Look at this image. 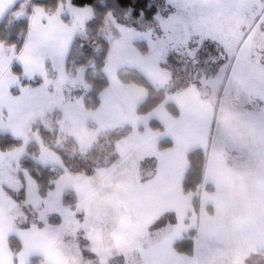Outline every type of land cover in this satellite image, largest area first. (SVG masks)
Instances as JSON below:
<instances>
[{
	"label": "snow or ice",
	"instance_id": "1",
	"mask_svg": "<svg viewBox=\"0 0 264 264\" xmlns=\"http://www.w3.org/2000/svg\"><path fill=\"white\" fill-rule=\"evenodd\" d=\"M10 3L0 0V13ZM68 8L71 17L66 21L61 7L47 11L34 4L19 50L15 43L0 42V116L7 107L6 120L0 124L26 143L32 123L39 118L50 126L45 113L59 107L64 112L58 121L60 132L74 136L83 153L101 128L128 121L132 131L116 141L117 150L125 158L133 151L154 155L156 171L147 180L129 174L117 191L105 192L111 170L96 169L99 184L94 186L91 176L70 171L39 132H32L40 146L37 159L55 161L64 171L43 198L35 180L28 177L29 196L37 204L44 200L42 226L19 227L21 213L15 201L0 191V264H29L32 253L42 256V264H81L79 248L64 240L66 232L80 228L85 229L100 264H107L114 253L125 258L139 253V264H256L264 258V0H168L164 12L153 14L159 27L155 39V28L139 31L117 25V38L106 32L108 84L99 93L101 101L94 111L85 109L79 97L66 100L62 91L66 84L89 86L83 67L72 75L65 70L64 59L73 36L85 29L94 12L89 5L69 3ZM23 13L21 5L15 14ZM106 16L114 22L111 11ZM140 37L147 41L143 51L134 43ZM211 43L219 49L213 72L175 84L171 69L164 66L171 53L187 54L196 63L201 49ZM46 56L58 66L55 79L47 75ZM14 57L24 64L29 79L38 72L42 83L21 84L20 93L14 95L9 90L19 84L10 68ZM125 62L137 67L147 84L122 81L117 69ZM149 85L165 89V95L147 112L138 113ZM169 102L174 110L167 107ZM75 112L82 115L77 117ZM88 115L98 128L87 127ZM153 116L162 130L149 126ZM162 135L169 138L163 149L158 144ZM22 150H9L7 156L17 158ZM4 156L0 153V158ZM194 162L199 176L195 202L194 192L185 191ZM66 184L78 194L75 208L61 204ZM53 211L60 216L57 224L45 219ZM77 213H82V219ZM166 215L171 219L160 224ZM189 231L192 242L184 251L177 241ZM12 232L22 242L18 250L9 244Z\"/></svg>",
	"mask_w": 264,
	"mask_h": 264
},
{
	"label": "trees",
	"instance_id": "2",
	"mask_svg": "<svg viewBox=\"0 0 264 264\" xmlns=\"http://www.w3.org/2000/svg\"><path fill=\"white\" fill-rule=\"evenodd\" d=\"M25 1L28 2V6L25 9L24 16L20 19H14L12 15L13 12L17 10ZM62 1L65 0H17L0 20V42H3L5 45L15 43L16 49L19 50L28 31L29 14L31 13L32 6L34 4H39L42 5L45 10L54 11L57 8L58 3ZM71 2L75 5H89L94 12V15L86 21L84 33L74 36L65 61L67 67L69 65L75 68L85 66L84 77L85 81L89 84V89L84 94V106L95 110L100 104L99 93L108 84V78L104 73V64L105 53L108 50L109 43L100 34V29L104 26L106 14L111 11L113 18L122 22V24L134 26L139 30H146L156 25L152 20L153 14L158 10L164 12L166 8L165 2L164 0H71ZM134 43L141 51L145 50L147 47L145 40L135 41ZM211 44H209L210 47L208 50L205 48L201 49L199 62L196 63H193L192 59L184 56H170L167 64L164 66L171 69L175 84H182L188 81L193 76H196V72L199 70L205 71V74H211L213 72L216 66L218 51ZM203 57H205V59ZM13 67H15L14 72L17 73L19 67L17 65H14ZM117 74L122 81H136L147 84L143 74L135 67L122 66L117 69ZM21 81L24 85L30 83L33 84V82H29L26 79H22ZM164 95L165 89L149 85L148 95L138 104L137 112H147L155 103L160 101ZM167 107L170 110L175 109V105L171 102L168 103ZM149 126L154 130L162 128L160 123L155 118H151L149 120ZM38 129L41 138L51 149L60 154L63 165L70 171L84 172L87 175H91L93 173L94 168L96 167V163H94L96 154L93 151V148H90L87 152V161H83L78 157L71 158L62 150H59L52 145L53 138L50 131L44 129L42 126H39ZM131 129L132 128L128 124H124L118 130H111L112 140H118L121 137L126 136ZM167 139L168 138H160L158 140V144L161 149L166 147L164 141ZM20 144V139L8 133L0 134V150H9ZM37 150V144L34 141L29 142L26 145L27 154L21 157L20 163L35 180L38 186L39 195L44 197L47 191L53 187L49 181L56 177L57 174L54 172L56 171L55 169L59 172L63 170L59 167L55 168L51 165L42 166L36 163L32 159V156L37 155ZM198 180L199 176L195 171L194 162V167L189 169L186 177L185 191L192 190L195 192ZM69 192L71 194L69 196H63L62 202L65 205L72 206V204L76 201V197L73 192ZM20 195L21 197L24 195L23 189L20 191ZM193 200L194 202L197 200L195 194L193 196ZM167 216L168 215L163 217L159 223L167 218ZM192 235L193 233L191 231L185 233L183 239L177 241V247L184 251L189 250L192 242ZM8 239L10 246L14 250H18L21 247V243L15 235H9ZM39 258L40 257L37 255L31 256L29 264L35 263ZM259 264H264V261L259 262Z\"/></svg>",
	"mask_w": 264,
	"mask_h": 264
},
{
	"label": "rangeland",
	"instance_id": "3",
	"mask_svg": "<svg viewBox=\"0 0 264 264\" xmlns=\"http://www.w3.org/2000/svg\"><path fill=\"white\" fill-rule=\"evenodd\" d=\"M164 2H165V7H166L168 4V0H164ZM69 3L73 4L71 2V0H65V1L58 3V5H57V8L61 7L63 9L61 12V17L66 21L70 20V17H71V13H70L69 8H68ZM73 5H75V4H73ZM76 6H84V5H76ZM17 10L13 12V18L14 19H20L24 16L25 6H24V13L22 15L17 16L15 14L17 12ZM47 11H49V10H47ZM117 25L128 26L126 24H122V22H119L115 18H114V22L112 20H108L107 16H105L104 26L102 29H100V34L105 38V33L110 32L112 38L119 37L120 32H119ZM151 28H155V31L152 33V37H153V39H155L157 33L159 32V27L157 25H155L154 27H151ZM148 29H146V30L137 29V30L147 31ZM83 33H84V30L82 32L77 31V33L75 35H81ZM74 36H73V38H74ZM139 40H145L146 41V39L143 37L137 38L136 41H139ZM107 42L109 43L108 40H107ZM146 43H147V41H146ZM211 45H213V47L218 51V57H219V49L216 48L214 43ZM209 47H210V45L208 44V46L204 47V48L208 50ZM67 53H68V51H67ZM172 55H177L179 57L184 56V57L190 58L187 56V54H181V52H179V51L172 52L171 56ZM199 56H200V53L198 55L197 62H199ZM203 58L205 59V57H203ZM65 59H66V57H65ZM65 59H64L65 70L67 72H70L72 75H75L77 73V70L81 66L75 68V67H72L69 65L67 67ZM14 65H17L19 67V70L17 71V73L14 72L15 71L14 70L15 67H13ZM122 65H124V64H121L118 68L122 67ZM45 67L47 69V75L50 78L55 79L58 75V66H57V64H54L47 56L45 57ZM82 67H83V78L85 80V77H84L85 66H82ZM10 68H11V71L19 79V84H13V85H10V87H9V90L12 93L14 92L13 93L14 95H18L20 93V85L22 84L21 83L22 79H26L29 82H33V84H31V83L27 84L29 87H37L40 83H42L43 78L38 72L36 74H34V77L32 79H29L25 73L24 64L21 61H19L18 59H16L15 57L11 61ZM104 73L107 77L105 69H104ZM201 75L206 76V75H210V74H205V71L199 70L196 72L195 77L199 78ZM22 85H24V84H22ZM88 89H89V86L84 87L83 85H77V86L73 87L70 84H66V86L63 87L62 91H63V94H64L66 100H74L75 98L79 97L82 99L83 106H84V94L86 93V91ZM99 101H101L100 95H99ZM84 108L91 110V111H94L92 109L86 108L85 106H84ZM2 112L4 113V115L0 116V120H6L7 107L3 108ZM74 115L79 117L80 115H82V113L75 112ZM62 118H64V112L59 107H55L51 111L45 113V120L47 121V124L50 126H46V124L44 122H42L39 118H37L32 123V131L28 133V139H27L26 143L23 141L22 137L14 136L9 127H6L3 124H0V134L8 133V134H10V135L21 140L20 145L15 146L9 150H12V149H15L18 147L23 148L21 154L17 158H12V157L7 156V153L9 152V150H0V153L5 154V156L3 158H0V191H2L4 196L11 197V199L13 201H15L17 209L21 213V215L17 218V224L19 227H28L31 223H37V224L42 226L43 221L40 218V214H41V211L45 207L43 199H41L39 201V203L37 204L34 201V199L29 196V192H28L29 179H28V177L29 176L31 177V175L20 163L21 157L24 156L25 154H27L26 153V145L31 141H34L37 144V148H38L37 155L32 156V159L36 163H38L42 166L51 165V166H54L55 168L59 167L64 171V168L61 167V165L59 163H56L55 161L44 162V161H41L40 159H37V157L39 156V153H40V146H39V142L37 141L36 137L32 134V132H35V131L39 132V129H38L39 126H42L44 129L50 131L52 134V138H53L52 145L55 148L62 150L67 156H69L71 158L78 157V158L82 159L83 161H85V160L87 161L88 160L87 152L89 151L90 148H93V151L96 154V159L94 162V163H96V167L94 168L93 173L89 176H91L93 178L94 186H98V184H99V177L96 173V169L103 168V169L111 170V174L108 176V178L105 181V188H104L105 192L117 191L118 186L121 185L127 179V176L129 174L138 175L142 180H147L152 175H154V173L156 171L155 166L153 167V165L155 164L154 157H153L154 155H151V154L145 152L143 154V156H140L135 151H133L129 156H127V158H125L117 150V148H116V141L117 140H112V138H111V132L112 131L111 130H118L124 124H128L132 128V125L130 122L125 121L122 125H118L115 127L101 128L96 133V138L92 141V143L90 144L88 149L82 153L79 149L78 141L76 140V138L74 136L60 132L58 121ZM155 119L160 123V125L163 128V125L161 124L159 119L158 118H155ZM85 123L89 129H96L99 127L96 120L93 119V117L91 115L86 116ZM138 127L141 130H143V127H144L143 123H140L138 125ZM162 128H161V130H162ZM160 138H168V137L166 135H162L161 137H159V139ZM44 143H45V141H44ZM59 156H60V154H59ZM55 170L56 171H54V172L57 174L56 177L49 181L53 185L52 189L55 188L56 179L63 173V171L59 172L57 169H55ZM25 172H27V175H25ZM73 173H76V172H73ZM5 188H7V189H5ZM22 189H23L24 195L21 197L20 191ZM37 190H38V186H37ZM69 191L73 192L75 197H76V201L72 204V206L65 205L62 202L63 196H65V195L69 196L71 194ZM195 192H196V190H195ZM195 192H194V194H195ZM47 194H48V191L44 197H46ZM38 195H39V191H38ZM40 197H42V196H40ZM60 200H61L62 205L66 206V207H70V208H75L77 200H78V194L71 184H66L64 186V188L61 192ZM77 215L80 216L82 219V213H77ZM45 219L50 224H57L60 222V216L55 211H53L51 213H46ZM170 219H171L170 216L169 217L167 216V218H165L160 224H166L169 222ZM9 235H15L17 237V239L20 241L21 246H22V242L15 232L10 233ZM184 236H185V234H184ZM64 240L70 246L74 245V246H77L79 248V251L81 253V264H100L99 257L94 252L91 251V247H90L91 242L86 235L85 229L80 228L75 233H72L70 231L66 232L64 234ZM35 255L39 256L40 258L33 264H42V256L39 253H32L29 256V263H30V257L35 256ZM13 259L15 260L16 258L13 257ZM139 261H140L139 253H133L127 258H125V256L123 254H115L114 253L112 256H110L108 258L107 264H139ZM262 261H264V258L258 259L256 261V264H259V262H262Z\"/></svg>",
	"mask_w": 264,
	"mask_h": 264
},
{
	"label": "crops",
	"instance_id": "4",
	"mask_svg": "<svg viewBox=\"0 0 264 264\" xmlns=\"http://www.w3.org/2000/svg\"><path fill=\"white\" fill-rule=\"evenodd\" d=\"M17 0H12V3H10L5 9H4V11L2 12V13H0V20H1V18L6 14V12L13 6V4L16 2ZM21 5H23V6H25V9H26V7L28 6V2L27 1H25V2H23ZM20 5V6H21ZM20 8V7H19ZM18 8V9H19ZM16 11V10H15ZM31 11H32V8H31ZM13 15V14H12ZM122 64H124V65H122V66H132V67H135L134 65H131V64H129V63H127V62H125V63H122ZM135 68H137V67H135ZM138 69V68H137ZM139 70V69H138ZM140 71V70H139ZM141 72V71H140ZM151 118H156L155 116H153V117H151ZM150 118V119H151ZM149 119V120H150ZM132 130V129H131ZM154 157V161H155V164L153 165V167L155 166V168H156V165H157V159H156V157L155 156H153Z\"/></svg>",
	"mask_w": 264,
	"mask_h": 264
}]
</instances>
